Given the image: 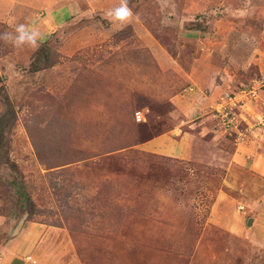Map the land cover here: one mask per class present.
<instances>
[{"label":"rangeland","instance_id":"obj_1","mask_svg":"<svg viewBox=\"0 0 264 264\" xmlns=\"http://www.w3.org/2000/svg\"><path fill=\"white\" fill-rule=\"evenodd\" d=\"M93 2L58 27L38 2L0 1V256L35 224L32 264H264L260 220L256 245L212 214L223 193L243 200L231 213L246 233L251 202L264 217V176L241 173L253 198L224 180L254 149L264 157V0H127L125 22L123 0ZM203 63L225 90L181 132L206 140L164 158L151 141L179 118L167 102L194 99L185 77Z\"/></svg>","mask_w":264,"mask_h":264},{"label":"crops","instance_id":"obj_2","mask_svg":"<svg viewBox=\"0 0 264 264\" xmlns=\"http://www.w3.org/2000/svg\"><path fill=\"white\" fill-rule=\"evenodd\" d=\"M0 1H4V0H0ZM85 1L90 2L91 4H94L93 1H96V0H28L29 4L34 5L33 3L38 2L37 6L45 9L44 13L46 14H44L45 16L43 18L47 23L48 22L54 23L57 20H59L60 22L57 23L58 27H62L66 23V21L68 23V21L70 19H73L72 17L74 16H77L76 18L80 17L83 11V8L81 7V5H83L82 2H85ZM37 6H34V7H37ZM34 12H35L34 8L28 9L27 7V11H25L24 13L26 16L28 15L32 17L35 15ZM83 13H87V10L86 12H83ZM38 14L43 15L42 13H40V11L37 12V15ZM42 31L44 32V29H42ZM150 45H151V48L154 47L156 49V43H151ZM159 64L162 68L164 66H167L166 62L159 63ZM204 68H205V72L201 73L204 70ZM204 68L200 72L199 75L194 73L193 71V72L186 74V77H185L188 82H191L190 83L191 88L189 90L191 91L193 90L192 86H198L196 90V94H194V99H192L191 97L193 96V94H189V93L183 94L185 93V90H182L181 93L175 94L167 102L172 107L171 113L176 112L179 115V118L178 120H175L171 123L172 126L168 130V132L163 133L153 138V140L151 141L154 145V149L157 150V152H159L160 154H162L164 158L174 159L177 162L189 159V155L187 156L186 153L191 154L194 148V144L196 143V140L199 137L202 138L201 137L202 134L200 132L199 134L197 132H193L191 133V135H186L185 133L181 132V130L183 131L184 127L189 126L191 124L193 127V124L196 123L195 122L196 120L190 121L191 118H193L196 114H201V115L204 114L203 113L204 108H209V106H211V104L214 102L216 97L220 96V93L223 92V90H225L224 85L219 86L220 81H217V77L219 76V74L214 75L212 78L211 76L207 77L208 71L210 69V65L206 64L204 65ZM223 69L225 71L230 70V68L227 65ZM202 93H205V94L202 95ZM185 99L191 103L187 104L188 102H185L184 101ZM201 99L203 101H201ZM239 107H242V106H239ZM207 119L208 118H204L203 120L198 122L197 126L199 127L202 126L205 120ZM249 126L251 125L249 124ZM205 129L206 128H204V130ZM194 134L195 136H193ZM200 140L205 142L206 139L202 138ZM239 147L237 151L243 148L240 145ZM250 150H253V148L251 147ZM241 151L243 152L245 151V149H241ZM257 151L258 149H254V152L253 151L251 152L253 159L250 160L249 159L250 157L249 156L247 157L248 161L245 160L246 162L244 163L245 168H241L242 165L240 166L234 163H233V166L226 167V171L224 173V180L228 185H230V183H234V179H236V181L240 183V186L235 187V188L239 190L241 197L244 192L246 193V195L249 192V194H251V198H253L252 195L257 196L258 194H260V193H254L253 189H250V187L246 185V184H249L248 183L249 180L244 179L245 181L244 180L242 181L243 183L245 182L244 184L239 181V178L241 177L242 172H245L246 177L253 176L255 178L263 179L264 157L262 155L259 156L257 154ZM232 178L234 179L232 180ZM239 193H236V194L238 195ZM242 201L243 200L241 198L240 199L234 198L232 194L222 193L220 197L218 196L217 203H223L221 204L223 208L218 206L217 212L212 213L213 218L214 220H216L215 222H217L218 226L224 230V232L231 234L233 237H236V238L239 237V235L237 234L241 233L245 238L248 239V241L254 238L257 241L256 245H259L258 243H260V241L258 240V238H261L262 236H264V234L262 232V236H261V233L257 229L259 227H256V225L259 220L261 221V224L264 225V217L260 215V213L258 212L262 205L260 203L255 204L253 202L249 204L250 205L249 207L252 212L251 213L252 216L249 219H245L246 221L245 225H247V223H249V220H250L251 227L249 228V232L246 233V231H244L246 230V228L242 229V227H240L239 225L240 222L237 223L235 221L236 220L235 217L234 219L232 218L234 214L231 213L232 209L237 210V205L238 204L240 205ZM235 203H237V205ZM238 209L243 210L244 206L240 205ZM219 210L220 212H218ZM248 211H249L248 209L247 211H242V212L237 211V213L240 214L238 217L241 218L242 215L243 216L246 215ZM31 228H32V231H30ZM30 229L28 230V232L30 231V233L28 235H25L24 238L19 242L21 245L20 244L18 245V243L17 244L14 243L16 238L13 239L10 243L6 244L7 248L3 249L4 252L10 251L12 252V255L10 254L8 258H5L4 255H1L2 257L0 256V264H32L31 262L28 261L30 256L27 253L32 251L34 255L36 254L37 251L35 250V246H36L35 243L32 244V250H31V247L28 250H22V245L26 243L30 234L31 235L32 233L34 235L37 234V238H38L40 236V233H42V235L46 234V229H44V226L42 225H35V224H33L30 227ZM18 246L19 248H16ZM11 248L13 250H11ZM17 250L18 252H16ZM42 251L43 252H41V254L39 255L42 256L43 263H45L46 262V247L42 248Z\"/></svg>","mask_w":264,"mask_h":264},{"label":"clouds","instance_id":"obj_3","mask_svg":"<svg viewBox=\"0 0 264 264\" xmlns=\"http://www.w3.org/2000/svg\"><path fill=\"white\" fill-rule=\"evenodd\" d=\"M131 16H132V11L127 6V0H123L121 8L116 10L115 12V18L118 21L125 22ZM24 29H25V26L21 25L19 26L17 30L23 32Z\"/></svg>","mask_w":264,"mask_h":264},{"label":"built area","instance_id":"obj_4","mask_svg":"<svg viewBox=\"0 0 264 264\" xmlns=\"http://www.w3.org/2000/svg\"><path fill=\"white\" fill-rule=\"evenodd\" d=\"M141 117L139 115L136 116V119L139 120Z\"/></svg>","mask_w":264,"mask_h":264},{"label":"water","instance_id":"obj_5","mask_svg":"<svg viewBox=\"0 0 264 264\" xmlns=\"http://www.w3.org/2000/svg\"><path fill=\"white\" fill-rule=\"evenodd\" d=\"M249 224H250V220H249Z\"/></svg>","mask_w":264,"mask_h":264}]
</instances>
